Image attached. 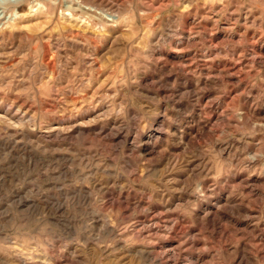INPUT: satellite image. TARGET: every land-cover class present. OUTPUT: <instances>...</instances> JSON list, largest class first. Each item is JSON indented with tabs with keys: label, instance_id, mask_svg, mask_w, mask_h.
<instances>
[{
	"label": "rangeland",
	"instance_id": "obj_1",
	"mask_svg": "<svg viewBox=\"0 0 264 264\" xmlns=\"http://www.w3.org/2000/svg\"><path fill=\"white\" fill-rule=\"evenodd\" d=\"M40 1L0 0V264H264V0Z\"/></svg>",
	"mask_w": 264,
	"mask_h": 264
},
{
	"label": "bare ground",
	"instance_id": "obj_2",
	"mask_svg": "<svg viewBox=\"0 0 264 264\" xmlns=\"http://www.w3.org/2000/svg\"><path fill=\"white\" fill-rule=\"evenodd\" d=\"M51 4L47 2L46 0L40 1L36 3V6H38V10L45 9V10H52ZM23 7V4L21 5ZM74 13V12H73ZM71 16V13L69 14Z\"/></svg>",
	"mask_w": 264,
	"mask_h": 264
}]
</instances>
